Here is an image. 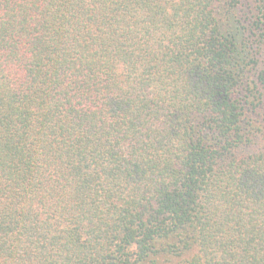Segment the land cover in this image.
<instances>
[{
    "label": "trees",
    "instance_id": "16d2710c",
    "mask_svg": "<svg viewBox=\"0 0 264 264\" xmlns=\"http://www.w3.org/2000/svg\"><path fill=\"white\" fill-rule=\"evenodd\" d=\"M0 264H264V0H0Z\"/></svg>",
    "mask_w": 264,
    "mask_h": 264
},
{
    "label": "rangeland",
    "instance_id": "374dc122",
    "mask_svg": "<svg viewBox=\"0 0 264 264\" xmlns=\"http://www.w3.org/2000/svg\"><path fill=\"white\" fill-rule=\"evenodd\" d=\"M243 4H244V1H243Z\"/></svg>",
    "mask_w": 264,
    "mask_h": 264
}]
</instances>
